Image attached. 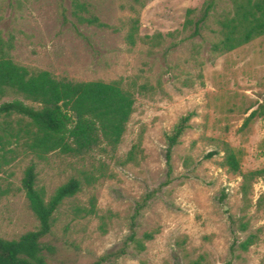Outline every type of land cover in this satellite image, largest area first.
<instances>
[{
	"label": "rangeland",
	"instance_id": "rangeland-1",
	"mask_svg": "<svg viewBox=\"0 0 264 264\" xmlns=\"http://www.w3.org/2000/svg\"><path fill=\"white\" fill-rule=\"evenodd\" d=\"M75 1L0 0V37L11 39V59L56 78L134 83V110L112 153H52L41 161L19 150L7 155L6 165L0 160V238L17 239L37 225L20 190L32 164L46 198L72 177L82 182L59 207L51 234L43 239L54 248L53 255L46 253L51 264H90L120 248L135 205L159 187L135 220L136 237L157 231L154 239L141 253L130 246L127 255L103 264H264V178L252 182L244 199L241 176L221 165L222 143L235 151L241 174L264 163V36L228 54L211 55L216 30L211 19L202 39L164 56L173 41L168 33L180 31L185 11L199 10L205 0H151L139 9V35L160 33L164 44L154 53L143 44L129 50L123 33L82 24L75 13L118 27L132 16V0H77L88 13L77 11ZM252 112L255 117L247 120ZM187 113H192L190 128L173 150L172 173L163 185L166 135ZM133 145L140 147L136 162L123 163ZM100 164L107 176L86 185L81 172L97 175ZM92 200L94 215H75L76 207L88 209ZM249 237L255 243L246 252L235 247Z\"/></svg>",
	"mask_w": 264,
	"mask_h": 264
},
{
	"label": "trees",
	"instance_id": "trees-1",
	"mask_svg": "<svg viewBox=\"0 0 264 264\" xmlns=\"http://www.w3.org/2000/svg\"><path fill=\"white\" fill-rule=\"evenodd\" d=\"M132 16L120 20L119 26L103 23L98 17H82L76 14L78 22L98 29L123 33V41L129 50L138 44L148 47L149 53L164 44L160 33L152 36L139 35V9L146 1L132 0ZM136 6H139L138 8ZM77 11L87 12L84 4L75 1ZM212 19L216 30L212 31L215 40L209 44L211 55L228 54L256 38L264 36V0H205L199 10L187 9L180 31L168 33L173 41L166 48L164 56L178 48L184 42L203 38V31ZM13 49L11 39L0 37V160L6 165L7 155L22 151L38 160H46L52 153L68 157H82L97 150L104 153L114 152L120 144L127 124L134 110L135 84H124L122 80L110 82L72 81L56 78L45 70H31L18 65L10 57ZM140 89L146 90L145 85ZM7 99L6 101H3ZM30 103V104H27ZM264 106V98H263ZM262 106V107H263ZM256 115L252 112L247 120ZM192 113L180 117L172 130L166 135L165 160L167 167L166 181L172 173L171 158L174 148L180 144L183 134L190 128ZM223 152L222 166L242 178L241 194L244 199L249 195L251 184L257 178H264V163L260 169L240 173V161L235 151L227 144H221ZM140 153L139 145H133L123 163H135ZM215 153H209L211 157ZM97 175L81 172L86 185H92L107 176L106 169L100 164ZM110 176V175H109ZM35 166L29 165L21 179L20 190L24 193L28 207L34 215L37 225L34 230L20 235L17 239L0 238V264H51L54 248L43 242L54 223V215L64 200L74 197L82 187L78 178H70L56 188L49 198L43 188L36 186ZM161 190L146 193L134 207L129 225V234L122 246L110 251L90 264H103L112 259H119L128 254L131 246L141 253L146 243L152 241L157 231L145 232L136 237L135 220ZM94 200L88 209L76 207V216H92ZM241 230L245 223L239 224ZM105 233L106 223L101 219L99 227ZM255 241L252 237L235 243V247L246 252ZM190 264H200L193 261Z\"/></svg>",
	"mask_w": 264,
	"mask_h": 264
}]
</instances>
